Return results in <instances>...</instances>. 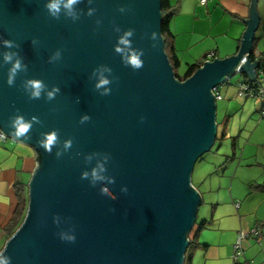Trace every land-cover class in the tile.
Segmentation results:
<instances>
[{
  "label": "water",
  "instance_id": "water-1",
  "mask_svg": "<svg viewBox=\"0 0 264 264\" xmlns=\"http://www.w3.org/2000/svg\"><path fill=\"white\" fill-rule=\"evenodd\" d=\"M48 0H0V37L14 40L28 65L8 86L0 55V129L8 133L9 118L17 113L38 116L31 139L22 142L37 153L38 167L28 185L23 223L3 250L11 264H185L189 235L203 204L192 185L197 161L216 144L217 101L214 90L236 75L256 82L260 62L252 59L260 24L258 0H252L250 19L239 52L230 58L206 61L181 82L166 52L161 0H81L84 15L73 22L63 14L52 18ZM89 7L97 9L89 17ZM124 7L125 12L119 9ZM102 24L97 25V20ZM135 30L133 47L144 50V66L125 67L114 51L122 33ZM157 32L153 41L151 33ZM38 40L37 45L32 40ZM155 45V46H154ZM57 49L62 58L48 63ZM0 43V53L6 51ZM113 69L112 93L95 90L92 71L99 65ZM25 78L42 79L61 91L55 100H30L22 89ZM79 98V103H77ZM89 114L91 120L80 124ZM143 117V121H141ZM59 130L73 148L57 158L38 144L42 132ZM109 153L106 186L117 197L101 195L81 179L101 157L86 163L84 156ZM81 153L82 155H77ZM127 186L128 191H121ZM60 216V225L54 217ZM74 227L76 241H62L58 233Z\"/></svg>",
  "mask_w": 264,
  "mask_h": 264
},
{
  "label": "crops",
  "instance_id": "crops-1",
  "mask_svg": "<svg viewBox=\"0 0 264 264\" xmlns=\"http://www.w3.org/2000/svg\"><path fill=\"white\" fill-rule=\"evenodd\" d=\"M177 8L171 22L175 53L185 73L190 65L205 63L209 54L223 60L235 56L240 49L250 19L252 0H209L202 5L200 0H170ZM257 11L260 24L255 35L254 51L264 55V0H258ZM256 78L264 88V57ZM184 73V74H185ZM233 85L225 83L219 88L224 112L223 122L246 107H253L249 122H244L247 134L246 146L240 164L231 180L228 196L216 201H205L211 213L205 214L190 233L193 249L189 264H235L234 245L241 231H261L260 240L249 238L243 244L245 255L240 263L252 264L264 252V98H242L238 86L250 80L240 75ZM259 78V80H258ZM258 135V138L257 136ZM237 156V154H236ZM235 156V157H236ZM36 150L27 144L8 140L0 146V250L9 240L8 227L18 207L17 185H28L38 167ZM241 171V177L237 178ZM236 180L238 182H236ZM197 190V189H196ZM198 191V190H197ZM199 192V191H198ZM193 235V237H192ZM256 262L255 264H257Z\"/></svg>",
  "mask_w": 264,
  "mask_h": 264
},
{
  "label": "clouds",
  "instance_id": "clouds-1",
  "mask_svg": "<svg viewBox=\"0 0 264 264\" xmlns=\"http://www.w3.org/2000/svg\"><path fill=\"white\" fill-rule=\"evenodd\" d=\"M94 0H88V4L92 5ZM81 0H48L45 4V7L48 11V14L59 20L61 15L65 18L71 19L73 22L80 20L81 16L84 15L82 11H77L76 5L80 4ZM97 9L94 7H89L86 15L92 17L96 13ZM120 12L127 11L126 8L121 7ZM99 26L102 24V20L96 21ZM114 31L117 33H122L117 38V43L114 45V51L116 54L120 55L122 63L125 67H131L134 71H138L144 66V56L143 49H137L133 47V36L135 34L134 29L122 30L119 26H115ZM151 39L156 41L158 39L157 32L151 33ZM0 43L3 47L7 49L0 53L3 58L4 65H10L7 71V84L12 87L15 86L17 76L24 72L28 71V65L24 63V58L20 55L19 51H11L12 49H19L20 45L17 44L14 40L3 39L0 37ZM33 45L38 44V40H32ZM155 46V45H154ZM62 50L57 49L56 52L49 57L48 63H54L61 60ZM215 60V58L213 59ZM212 60V61H213ZM91 78L95 79V90L99 92L101 96H108L112 93L111 85L115 79L113 76V69L108 65H99L92 71ZM231 81V80H230ZM24 92L28 95L30 100H39L46 99L47 101H52L56 99V96L60 93L61 89L57 85H53L51 88L42 80L37 78H25L22 81L21 85ZM218 102V101H217ZM77 103H79V98H77ZM141 117V121H143ZM91 120L89 114H84L80 118V124H85ZM42 121L38 116H32L30 119H27L23 114L17 113L9 118V123L7 127L9 132L5 133L0 131V140L6 139L8 136L16 138L22 142H26L31 139L30 132L33 129L35 124H41ZM40 139L38 144L43 148L47 153L51 154L53 149L56 148L55 153L57 158H61L66 152H69L73 148V139L68 138L63 140L62 148H57V145L61 144L59 130L53 129L49 132H42L40 134ZM77 155H82L77 153ZM101 157V160H97L96 166L92 167L91 170H84L81 173L82 180H88L92 187H96L98 184L104 186L100 187L101 195L110 197L112 200L117 199V197L110 191L106 186L107 184H115V177L107 175L108 172L107 164L111 159L109 153L94 152L84 156L86 163H91L93 157ZM121 191L127 193V186H123ZM54 223L57 226L60 225V216L57 215L54 218ZM59 238L62 241L74 243L76 241L75 229L74 227L69 228L68 230H61L59 233ZM6 250H0V264H11V257L5 254Z\"/></svg>",
  "mask_w": 264,
  "mask_h": 264
},
{
  "label": "rangeland",
  "instance_id": "rangeland-1",
  "mask_svg": "<svg viewBox=\"0 0 264 264\" xmlns=\"http://www.w3.org/2000/svg\"><path fill=\"white\" fill-rule=\"evenodd\" d=\"M185 69L179 70L180 75H184ZM239 76L236 75L231 79L234 85L238 80ZM230 81V82H231ZM253 107H246L244 112H237L233 114L232 118L228 120L227 126L223 125L225 119V112L221 102L217 103V124L219 126V133L223 131V128L227 129L228 139L224 141H219L212 149L210 153L202 156L195 164L193 175H192V185L195 189L204 195L205 201H216L228 196L227 190L230 189L231 180L235 176V172L238 169L241 154L243 148L246 146L247 134L244 130V122H249V117ZM227 122V120H226ZM258 138V135H256ZM237 142V156L233 159V149L232 142L233 139ZM231 158V159H229ZM241 171L238 173L237 178L241 177ZM243 176V175H242ZM236 182H238L236 180ZM203 198V196H202ZM211 213L210 206L202 205L198 212L199 221L203 219L205 214ZM193 237V235H192ZM262 246L264 247V234L262 237ZM243 260V258H242ZM255 264H264V252L258 259H253Z\"/></svg>",
  "mask_w": 264,
  "mask_h": 264
},
{
  "label": "trees",
  "instance_id": "trees-1",
  "mask_svg": "<svg viewBox=\"0 0 264 264\" xmlns=\"http://www.w3.org/2000/svg\"><path fill=\"white\" fill-rule=\"evenodd\" d=\"M162 3V15H163V23H162V31H163V37L165 40V44H166V52L169 56L170 62L174 68V72H175V76L177 77V79L181 82L189 79L202 65L198 64V65H190L188 66V69L186 71V73L184 75H180L179 74V70L181 67V63L180 60L178 59L175 50H174V45H173V40H174V36L173 33L171 31V22L174 18V16L177 14V8L176 6H173L171 4L170 0H161ZM264 57V55H260L257 56L255 54V51L252 54V59L255 62H262V58ZM207 59V58H206ZM216 59V57H215ZM261 69V68H260ZM259 69V70H260ZM259 80V78H258ZM246 84L250 85L252 88L256 87V86H260V83H258V81L256 83H249V82H245ZM228 122H224L223 125L225 124V126H227ZM228 133H227V129L223 128V131L221 133H219L218 131V137L216 140V144L219 141H224L226 139H228ZM215 144V145H216ZM232 149H233V156L231 158H235L236 156V150H237V142L236 139H233L232 142ZM229 158V159H231ZM259 187L264 188V185H261ZM17 196H18V207L16 209L15 215L13 217V219L11 220V222L9 223V227H8V233H9V238L18 230V228L21 226V224L23 223V220L25 218L26 215V211H27V205H28V190L25 189V186L23 185H17ZM189 240H190V247L189 250L187 252L186 255V263L185 264H189V260H190V254L193 247V243L190 239V235H189ZM244 258V257H243ZM242 259V258H241ZM236 264H247V263H240L236 262Z\"/></svg>",
  "mask_w": 264,
  "mask_h": 264
},
{
  "label": "built area",
  "instance_id": "built-area-1",
  "mask_svg": "<svg viewBox=\"0 0 264 264\" xmlns=\"http://www.w3.org/2000/svg\"><path fill=\"white\" fill-rule=\"evenodd\" d=\"M208 1L209 0H200V3L202 5H206ZM214 58H215V54H209L207 57V61H212ZM226 83L229 84L230 81H227ZM219 88L215 89L213 92L216 97V101H219L222 99V96L219 93ZM238 92H239V96L242 98H256V97L264 98V88H262L261 86H256L252 88L250 85L246 83H241L238 86ZM0 131L2 130L0 129ZM8 140H9L8 137L4 140H0V146ZM253 237L260 240L261 231L259 228H255L251 230L250 232L241 231L239 233L236 243L233 247L234 249L233 260L235 264L236 262H239V260H241V258H243L245 255V251L243 247L244 242L248 240L249 238H253Z\"/></svg>",
  "mask_w": 264,
  "mask_h": 264
}]
</instances>
